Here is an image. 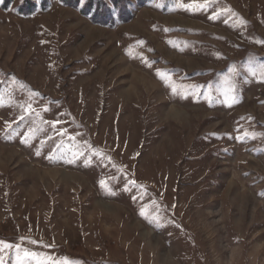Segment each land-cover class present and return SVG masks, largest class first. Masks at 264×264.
<instances>
[{"label":"rangeland","instance_id":"obj_1","mask_svg":"<svg viewBox=\"0 0 264 264\" xmlns=\"http://www.w3.org/2000/svg\"><path fill=\"white\" fill-rule=\"evenodd\" d=\"M42 1L0 0V264H264V0Z\"/></svg>","mask_w":264,"mask_h":264},{"label":"trees","instance_id":"obj_2","mask_svg":"<svg viewBox=\"0 0 264 264\" xmlns=\"http://www.w3.org/2000/svg\"><path fill=\"white\" fill-rule=\"evenodd\" d=\"M63 2H70L69 4L74 5L75 7L80 8V10L83 13H86L92 20L96 22H101V23H108V24H113L118 22H123L128 20L130 17V14L126 11L125 4L121 5L122 3H119V0H113L114 5L116 6L115 8H108L107 6L104 7V4L102 0H85L84 5L79 6V1L80 0H62ZM143 1H148V0H142ZM11 0H2V6L8 7L10 4ZM141 2V3H142ZM34 3H30L26 10V12L31 11L34 9ZM46 4L45 1H42V8H45Z\"/></svg>","mask_w":264,"mask_h":264},{"label":"snow or ice","instance_id":"obj_3","mask_svg":"<svg viewBox=\"0 0 264 264\" xmlns=\"http://www.w3.org/2000/svg\"><path fill=\"white\" fill-rule=\"evenodd\" d=\"M206 2H207V0H206ZM206 2H205V4H203V5H196V4H193V5H189L188 7H205L206 6ZM101 183H103V182H101Z\"/></svg>","mask_w":264,"mask_h":264}]
</instances>
